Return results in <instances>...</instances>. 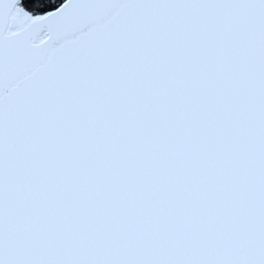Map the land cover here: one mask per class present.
Listing matches in <instances>:
<instances>
[{
    "label": "snow or ice",
    "instance_id": "1",
    "mask_svg": "<svg viewBox=\"0 0 264 264\" xmlns=\"http://www.w3.org/2000/svg\"><path fill=\"white\" fill-rule=\"evenodd\" d=\"M0 264H264V0H0Z\"/></svg>",
    "mask_w": 264,
    "mask_h": 264
}]
</instances>
